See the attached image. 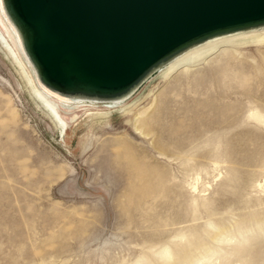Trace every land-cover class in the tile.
Instances as JSON below:
<instances>
[{
    "label": "rangeland",
    "instance_id": "rangeland-1",
    "mask_svg": "<svg viewBox=\"0 0 264 264\" xmlns=\"http://www.w3.org/2000/svg\"><path fill=\"white\" fill-rule=\"evenodd\" d=\"M8 56L0 42V264H134L181 234L264 264V45L144 83L131 112L79 110L64 136Z\"/></svg>",
    "mask_w": 264,
    "mask_h": 264
},
{
    "label": "water",
    "instance_id": "water-1",
    "mask_svg": "<svg viewBox=\"0 0 264 264\" xmlns=\"http://www.w3.org/2000/svg\"><path fill=\"white\" fill-rule=\"evenodd\" d=\"M39 79L115 97L188 45L264 25V0H2Z\"/></svg>",
    "mask_w": 264,
    "mask_h": 264
},
{
    "label": "bare ground",
    "instance_id": "bare-ground-1",
    "mask_svg": "<svg viewBox=\"0 0 264 264\" xmlns=\"http://www.w3.org/2000/svg\"><path fill=\"white\" fill-rule=\"evenodd\" d=\"M0 5H2V7H0V42L7 55H9L18 65V69H20V72L25 79V84L27 83L28 85L27 87L29 88L31 97L39 103L48 118L59 127L62 136L66 133L68 121H73L79 110L85 112L90 111L89 109H109L106 110V112H102V110H94V112L88 113V116L90 117L101 116L105 119H107V113L109 111L119 110L124 113L131 112L132 107L135 104H129L128 101L144 83L159 78L166 79L177 69H181V71L188 70L190 67L196 66L205 61L220 47H238L248 43L264 45V25L219 34L194 42L172 54L149 72V74H147L137 86L124 94L115 97L100 98L97 96H85L77 93H63L46 86L39 79L34 65L23 48L21 35L7 15L2 0H0ZM142 116V112L134 113L133 123H137ZM253 116L258 120L262 119L258 114H253ZM147 121H141L138 127L134 125L133 128L136 133L144 135L143 137H146L149 133L145 130L148 126ZM196 180L197 178L194 179V181ZM218 232L216 233L220 234ZM217 234L213 237L215 240L218 238ZM178 237L180 242L181 240H184L182 244H173L172 247L168 244H164L162 247H148V253L140 255L137 260L134 261V264H203V262L210 258L221 259L219 264H229V261L226 263V260L223 259V253L226 252H223L221 253L223 255H220V251L214 247L203 246L200 244V240H194L193 234H181ZM243 240H245L244 237ZM239 250V248L232 250L229 253H226V256L228 255L230 257L236 255ZM154 256H156L157 259H154ZM244 260H246V258H244ZM236 261L239 262V260ZM241 261L244 262L242 259ZM244 264L247 263L244 262Z\"/></svg>",
    "mask_w": 264,
    "mask_h": 264
},
{
    "label": "snow or ice",
    "instance_id": "snow-or-ice-1",
    "mask_svg": "<svg viewBox=\"0 0 264 264\" xmlns=\"http://www.w3.org/2000/svg\"><path fill=\"white\" fill-rule=\"evenodd\" d=\"M0 7H2V5H0Z\"/></svg>",
    "mask_w": 264,
    "mask_h": 264
}]
</instances>
